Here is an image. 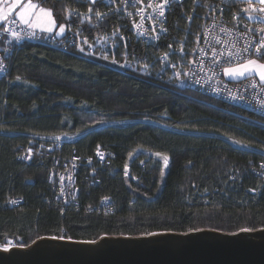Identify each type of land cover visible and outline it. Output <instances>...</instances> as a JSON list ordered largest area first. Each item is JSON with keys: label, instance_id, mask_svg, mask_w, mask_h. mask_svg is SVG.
Listing matches in <instances>:
<instances>
[{"label": "trees", "instance_id": "16d2710c", "mask_svg": "<svg viewBox=\"0 0 264 264\" xmlns=\"http://www.w3.org/2000/svg\"><path fill=\"white\" fill-rule=\"evenodd\" d=\"M32 1L58 23L65 7L93 3ZM61 40L11 42L0 34V54L7 52L0 75V246L43 236L92 241L264 228L263 116L110 69ZM58 136L71 139L57 147L43 139ZM97 146L108 155L102 164ZM25 147L33 151L29 162L19 158ZM72 155L80 157L76 204L62 207L47 174L55 160L67 163ZM103 198L112 212L98 208Z\"/></svg>", "mask_w": 264, "mask_h": 264}, {"label": "built area", "instance_id": "2783aa9c", "mask_svg": "<svg viewBox=\"0 0 264 264\" xmlns=\"http://www.w3.org/2000/svg\"><path fill=\"white\" fill-rule=\"evenodd\" d=\"M150 3L162 0H100L84 8L67 6L60 22L64 26L61 42L74 54L110 69L176 89L196 90L264 117V105L260 103L264 100V82L254 77L229 80L223 74L226 66L263 58L255 54L254 47H249L248 53L236 52L264 38L258 31L263 28L261 22L241 11L249 2L233 5L227 0H169L163 16L158 9L149 7ZM252 3L261 7L259 2ZM6 28L9 31L5 32ZM12 30L19 32V39L11 35ZM0 34L11 42L50 40V36L31 30L13 16L0 26ZM230 51L234 55L229 56ZM6 53L0 54L4 65L0 75L7 72ZM43 139L57 147L71 137ZM107 156L104 149L96 147L94 158L99 164ZM32 157L30 147H25L19 156L25 162ZM79 162L77 155L63 164L55 160L47 174L55 189L54 198L62 207L76 204ZM98 208L113 210L108 198L101 199Z\"/></svg>", "mask_w": 264, "mask_h": 264}, {"label": "water", "instance_id": "95a60500", "mask_svg": "<svg viewBox=\"0 0 264 264\" xmlns=\"http://www.w3.org/2000/svg\"><path fill=\"white\" fill-rule=\"evenodd\" d=\"M103 235L95 243L43 236L0 248V264H264V228L254 231Z\"/></svg>", "mask_w": 264, "mask_h": 264}, {"label": "snow or ice", "instance_id": "6c2138e0", "mask_svg": "<svg viewBox=\"0 0 264 264\" xmlns=\"http://www.w3.org/2000/svg\"><path fill=\"white\" fill-rule=\"evenodd\" d=\"M95 2V0H93V3ZM169 2V0H162V3L159 4H149V7H154L156 9H158L159 15L163 16L164 15V7L165 5H167ZM20 3V0H15L14 3H12L8 9L7 12L11 13L12 10L16 7V4ZM259 4L261 5V7L257 8L254 6V4L252 3V0H249V6L247 8H243L241 11H243L244 13H246L250 19H261L264 20V0H259ZM37 5L34 4L32 2V0H27V3L24 5L23 9L18 13L19 19L25 23L28 24L29 20L26 18L27 16L31 15L33 10L37 9ZM89 11H91V9H89ZM141 11H143L141 9ZM258 14V15H257ZM98 15H100L98 13ZM238 15V14H237ZM41 16H46L48 18V22L50 25L54 26L55 25V21L52 18V13L50 9H44V8H39L38 12L36 13V18L37 20L40 19ZM7 15L3 12V10H0V20H7ZM30 26H39V25H30ZM61 27V31H63V25L60 26ZM49 31H51V27L48 28ZM5 32L9 31V29H4ZM258 31H260L261 33H264V28H260L258 29ZM11 35L16 38L19 39L20 38V34L17 31L12 30L11 31ZM235 47V46H233ZM249 47H254L255 48V54L258 56H262L264 57V38H262L255 46L252 45H246L242 50L237 48L236 52L237 53H241V51L243 53H248L249 52ZM234 55V53H232L231 51L229 52V56ZM105 59H107V57H105ZM4 68V65L2 62H0V71H2ZM253 72H255L256 74L259 75V78L261 81H264V63H260L258 60L256 59H247L245 63L242 64H237L235 67H229L227 69H225V74L228 75H238V76H245V74H249L251 75ZM17 80L20 79V77H16ZM262 91H264V89H262ZM261 105H264V100L260 101ZM236 143H240V141H236ZM157 155H162L160 153H157ZM164 163L167 164L168 163V157L165 155L164 156ZM262 167H264V165H262ZM254 191V189H253ZM107 199V198H105ZM255 229H249V228H242L239 229V231L242 232H248V231H254ZM188 231H201V229H189ZM156 233H143V235H155ZM60 239H63L64 237L61 236L59 237ZM68 239H71V237H68ZM87 243H95V240L92 241H86Z\"/></svg>", "mask_w": 264, "mask_h": 264}, {"label": "crops", "instance_id": "0c3cea01", "mask_svg": "<svg viewBox=\"0 0 264 264\" xmlns=\"http://www.w3.org/2000/svg\"><path fill=\"white\" fill-rule=\"evenodd\" d=\"M87 1L93 2V0H91V1L87 0ZM237 1L249 2V0H237ZM14 2H15V0H0V10H3V12L7 15V17L8 16H13L16 19H18L20 22H22L19 19L18 13L23 9L24 5L27 3V0H20V3L16 4V7L12 10V12L8 13L7 12L8 7ZM32 2L34 4H36L38 7H37V9L33 10L31 15L26 17L29 20V23L28 24L24 23V24L27 25L31 30L43 33L45 35L50 36L51 38H60V37H62V35L64 33V28H63V31H61V28H58L57 26L55 27V25L54 26L50 25L49 22H48V18L46 16H41L40 19L37 20L36 13L38 12V9L43 7V6L37 4L34 1H32ZM252 2H259V0H252ZM47 9H49V8H47ZM52 18L54 19L53 15H52ZM253 20H257V21L260 22V20H258V19H253ZM5 21L6 20H0V26L2 24H4ZM55 24H56V21H55ZM30 25H39V26H30ZM262 25L264 27V23H262ZM49 27H51V31L48 30Z\"/></svg>", "mask_w": 264, "mask_h": 264}, {"label": "rangeland", "instance_id": "374dc122", "mask_svg": "<svg viewBox=\"0 0 264 264\" xmlns=\"http://www.w3.org/2000/svg\"><path fill=\"white\" fill-rule=\"evenodd\" d=\"M91 1V0H90ZM43 7L42 8H44V9H47L48 7H46V6H44V5H42ZM258 20H260V22H262V23H264V20H261V19H258ZM22 23V22H21ZM24 24V23H23ZM62 24L61 23H58V22H56V24H55V27L57 26L58 28H61L60 26H61ZM54 27V28H55ZM64 28V27H63ZM264 28V27H263ZM54 30V29H53ZM263 35H264V33H263ZM250 59H256V60H258L260 63H264V58H250ZM246 62V60L245 61H242V62H239V63H236V64H234V65H231V66H226V67H224L223 68V74H224V76H225V78H227V79H229V80H238V79H242V78H245V77H254V78H256V79H258L259 81H261L260 80V78H259V75L258 74H256L255 72H253L251 75H249V74H245V76H238V75H228V74H225V69H227V68H229V67H235L237 64H242V63H245ZM262 82H264V81H262ZM12 245H3V246H0V248H2V249H8V248H10Z\"/></svg>", "mask_w": 264, "mask_h": 264}, {"label": "bare ground", "instance_id": "6f19581e", "mask_svg": "<svg viewBox=\"0 0 264 264\" xmlns=\"http://www.w3.org/2000/svg\"><path fill=\"white\" fill-rule=\"evenodd\" d=\"M6 250V249H5Z\"/></svg>", "mask_w": 264, "mask_h": 264}]
</instances>
